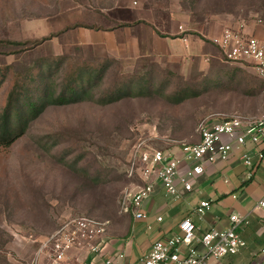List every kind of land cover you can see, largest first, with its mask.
Here are the masks:
<instances>
[{"label":"rangeland","instance_id":"374dc122","mask_svg":"<svg viewBox=\"0 0 264 264\" xmlns=\"http://www.w3.org/2000/svg\"><path fill=\"white\" fill-rule=\"evenodd\" d=\"M237 24L264 26V0H0V111L15 72L39 65L57 92L71 63L106 69L84 100L48 105L0 158V264H34L40 241L71 216L108 220L120 233L137 146L196 142L203 120L264 109V91L244 95L252 73L224 63L211 43ZM155 33L200 36L210 48L203 69L159 59ZM128 80L141 93L99 101Z\"/></svg>","mask_w":264,"mask_h":264},{"label":"built area","instance_id":"2783aa9c","mask_svg":"<svg viewBox=\"0 0 264 264\" xmlns=\"http://www.w3.org/2000/svg\"><path fill=\"white\" fill-rule=\"evenodd\" d=\"M211 43L219 49L224 62L246 66L264 80V42L247 35L244 24L223 29L211 38ZM198 132V141L180 142L179 156L171 149L140 146L134 149L127 172L131 183L121 194L120 214L146 220L148 214L143 210V202L153 193L156 182L167 195L178 198L180 189L184 192L193 190L194 182L204 171V163L224 161L234 149H241L247 142L257 146V159H264V109L255 115L233 114L217 121L203 120ZM240 158L249 170L254 166L247 152ZM251 176L248 171L247 177ZM256 206L264 211V194ZM210 208L211 202L203 199L194 208V213L201 218ZM161 219L156 217L157 221ZM246 222L244 216L230 214L227 227H210L198 234L199 227L186 216L180 220L174 234L155 239L147 253L135 260L121 262L124 252L102 255L103 237L109 221L75 215L63 220L40 241L34 264L37 259L40 264H74L70 263V254L83 250L89 253L92 261H100V264H209V259L232 256L245 247L236 228ZM261 253L264 254V248Z\"/></svg>","mask_w":264,"mask_h":264},{"label":"crops","instance_id":"0c3cea01","mask_svg":"<svg viewBox=\"0 0 264 264\" xmlns=\"http://www.w3.org/2000/svg\"><path fill=\"white\" fill-rule=\"evenodd\" d=\"M245 33L264 42V26L259 24L246 26ZM151 45V52L159 59L167 60L175 69L186 72L203 69L206 52L210 49L200 36L191 34L169 37L155 33ZM237 66L252 73L251 76H257L250 68L239 64ZM244 85V95H254L253 85L248 79ZM247 110L252 113V110ZM246 113L242 115L251 114ZM214 120L217 121L219 118ZM163 149H171L178 156L181 154L179 145L168 144ZM256 151L257 146L247 142L241 149H234L224 161L204 163V171L194 182L193 190L184 192L180 189L181 195L178 198L167 195L156 182L153 193L143 202V210L148 214L147 219L139 220L131 214L119 213L122 221L121 231L115 233L112 226L110 229L108 226V231L103 237L102 255H111L119 251L125 254L121 262L133 261L147 253L155 239L174 234L178 230V223L186 216L199 227V234L210 227L223 229L229 224L230 214H239L247 221L236 228L246 243L238 253H244L248 257L241 264L261 262L264 256L261 253L264 248V211L256 205L264 194V159L259 161ZM243 152H247L251 157L254 166L250 170L240 158ZM184 170L185 164L182 166V171ZM248 171L252 173L250 178L247 177ZM203 199L211 202V208L199 218L194 213V208ZM157 216L162 218L161 221L156 220ZM70 257V263L74 264H100V261H92L89 253L84 250L74 251ZM209 264L222 263L220 259H209Z\"/></svg>","mask_w":264,"mask_h":264},{"label":"trees","instance_id":"16d2710c","mask_svg":"<svg viewBox=\"0 0 264 264\" xmlns=\"http://www.w3.org/2000/svg\"><path fill=\"white\" fill-rule=\"evenodd\" d=\"M6 43L18 45L14 41H6ZM106 61L112 62V60ZM105 71L103 66L94 68L89 65L71 63L65 71L57 92L50 83L49 74H44L39 65H33L22 72H15L0 111V158L7 153V149L12 143L23 135L29 122L48 105H65L84 100V95L93 82L101 80ZM93 72H95L94 77ZM248 77L247 79L253 85V94L264 91V80L251 75ZM123 84L125 85L121 88L116 86L108 99L100 98L99 101L109 103L141 93V88L137 90L136 94L132 93L131 80ZM178 97L182 98L180 95Z\"/></svg>","mask_w":264,"mask_h":264}]
</instances>
